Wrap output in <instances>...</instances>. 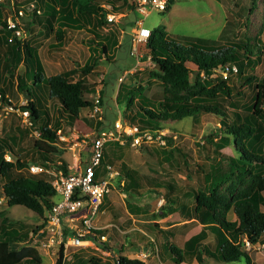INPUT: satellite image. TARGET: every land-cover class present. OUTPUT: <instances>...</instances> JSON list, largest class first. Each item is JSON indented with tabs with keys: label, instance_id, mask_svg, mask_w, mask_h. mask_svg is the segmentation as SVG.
Instances as JSON below:
<instances>
[{
	"label": "trees",
	"instance_id": "obj_1",
	"mask_svg": "<svg viewBox=\"0 0 264 264\" xmlns=\"http://www.w3.org/2000/svg\"><path fill=\"white\" fill-rule=\"evenodd\" d=\"M21 2L15 6V11H31L37 23L43 26V32L54 35L56 44L52 48L61 47L67 36L71 40L78 33L86 35L89 32L93 35L88 36L90 57L83 66L77 61L71 70L46 76L40 55L36 51L38 49L28 41L22 44L19 38H12L10 41L13 35V31L7 27L10 15L6 18L4 15L7 0H0V93L3 102H8L17 79V89L21 93L26 91L30 96L28 104L23 108L30 112L34 128L42 131V139L36 140L34 145V150L39 153L37 162L48 166L56 165L57 159L62 158L55 146L59 138L57 132L61 129L59 120L67 122L68 116L79 118L82 110H92L94 103L87 97L96 93L97 84L90 80L91 76L96 75L98 61L110 53V43L118 44L119 34L124 30L114 28L117 22H110L107 15L122 14L127 18L125 6L131 8L135 14L137 12L133 3L129 4L128 0ZM174 3L175 0H170L167 10ZM31 4L35 5L34 10L28 9ZM137 21L134 18L129 23L134 26ZM146 47V58L150 57L156 67L153 75L158 81L159 90L149 96L145 86L120 83L116 101L124 107V120L136 126L139 132L149 131L154 136L165 127L174 126L176 122L199 123L204 116L219 120L220 133L218 136L209 135L205 142L214 147L216 155L213 163L204 171L201 170L207 185L199 189L178 185L177 175L173 171L178 161L175 160L174 164L170 162L175 159L176 154L185 162L187 154L174 146L171 151H159L164 155L159 163H168L170 169L167 166L164 168L166 179L159 182L158 187L161 189L151 188L156 183L150 176L131 168L122 158L125 143L119 141L107 143L103 168L97 170V179L106 174L105 166L110 164L119 172L118 185L122 186L125 193L140 196L155 192L166 200V205L161 207L164 216L167 217L177 209L186 219H194L203 225V230L187 240L183 249L179 244L176 245L175 240L167 242L166 246L175 257V264L191 260L196 253L198 264H204L206 255L219 262L235 263L245 258L246 264H256L252 261L246 245L264 244V75L258 77L252 74L244 84L247 90H251L250 100L253 101L247 106L246 113L240 110V102L235 101L234 96L240 94L249 97L248 93H236L222 75L218 76L217 71L226 69L233 73V68L236 67V72L242 75L247 70H255L257 66L264 64V42L257 40L253 44L238 40L226 46L203 45L196 41L183 44L169 39L164 30L151 29ZM20 63L26 66V73L32 67L37 80L47 88L50 101L56 100V129L50 125L54 117L51 115L49 102L41 99L35 90L24 87L23 83L27 78L16 72ZM100 99L103 104L102 98ZM40 106L46 111L45 118ZM89 118L99 128L113 127L115 122H108L106 115L104 118L107 122L98 121L91 116ZM21 131L24 135L29 133L25 129ZM127 138L133 140L132 136ZM15 141L16 136L0 137V189L3 190L10 207L24 206L40 217L42 223L31 230L27 227L23 232L24 225H18L6 212L0 211V264H45L39 250L28 242V237L31 231L38 234L46 225L47 215L56 204L57 193L50 175L25 173L31 165L15 151ZM226 147H231L235 153L230 155L222 152L221 149ZM6 154L14 159L7 160ZM33 161L36 162L35 159ZM61 161L64 164L65 161ZM60 167L66 173L69 172L67 165ZM197 168L202 169V165L197 164ZM238 176H249L251 181L244 182L246 186L240 188L230 202L221 199L218 194L221 186ZM122 180L124 184H121ZM136 207L135 205L134 208ZM138 209L146 211L150 220L152 215L149 207ZM230 209L236 217L235 220L227 218L226 212ZM147 226L167 239L165 230L158 223ZM206 228H209V234L205 231ZM106 232L108 231L99 234L104 235ZM14 243L25 245L13 249ZM54 264H64L62 249ZM117 264L146 263L120 254Z\"/></svg>",
	"mask_w": 264,
	"mask_h": 264
},
{
	"label": "rangeland",
	"instance_id": "obj_2",
	"mask_svg": "<svg viewBox=\"0 0 264 264\" xmlns=\"http://www.w3.org/2000/svg\"><path fill=\"white\" fill-rule=\"evenodd\" d=\"M14 1L15 0H7L6 8L4 9L6 16L11 15L20 20L22 36L19 39L22 44L28 41L32 46L38 49L36 50L38 53L40 51V59L44 64L43 68L46 76L67 71L75 67L77 61L81 65L85 64L90 55L88 36H93L91 33L88 32L86 35L78 33L72 36L71 40H68L67 36L62 41L61 47L52 48L51 45L56 44L54 35L50 38L43 30L40 31L41 33L37 34L36 32L39 29V25L37 24L34 14H32L31 11H25L22 15H19L21 9L15 11L13 7ZM17 1L21 4L23 0ZM128 1L129 4L132 3V0ZM125 7V14H127L128 17L124 18L122 14L117 15V23L114 25V28L118 29L119 27L124 30L119 34L118 44L112 45V43H110V53L105 56L103 54L104 58L98 61V65L95 68L97 71L96 75L91 76L90 79L97 84L96 93H92L87 97L94 102L95 97L98 95L101 96L103 100L102 107L105 111L104 117L106 115L108 122L114 121L120 117L125 119L124 107L118 105L116 101L120 83H128L132 86H145L147 88V95L149 96L159 90L157 85L158 81L153 75V71L156 70L154 62L151 61L150 58H146L148 54L146 45L142 44L136 47V52L134 51L133 35L138 26L143 22L144 26L150 29L164 30L168 34L169 39L183 44L196 41L203 45L226 46L238 40H246L253 44L257 42V40L264 42V0H175L173 6L166 12L153 10L147 16L139 13L135 14L130 10L131 8L128 6ZM134 18H137L138 21L136 25L131 26L129 22ZM16 72L19 76H25V78H27V81L23 83L24 87L35 90L41 99L49 102L50 112L54 117L50 125L53 129H56V119L58 117L57 105L55 104L56 100L50 101L47 88L37 80L32 67H29V72L26 73V66L20 63ZM217 74L219 77L222 75L226 83L234 87L236 93L244 91L248 93L249 97L245 95L241 96L240 94L234 96V100H239L240 102V110L247 113V106L251 105L253 101L250 100L251 90H247L244 84L249 80L252 74L263 77L264 64L257 66L255 70H247L242 75L238 74L235 70L233 73H230L226 69H219ZM120 79H122V81ZM14 84L13 92L9 94L12 102L8 101L0 104V137L12 138L16 136L17 141H15L14 144L15 151L21 154V158L28 161L29 165H32L39 161V153L34 150V145L36 140L42 138L34 135L32 133L34 130H30V128L23 125L22 116H19L15 111H11V106H13V109L21 107L22 110H25L23 107L28 104V99L26 98L28 93L26 91L21 93V91L17 89V79ZM35 84H38V86H35ZM39 108L45 118V109L42 106ZM90 113L88 108L82 110L79 118L68 116L66 119L67 122L65 120H59V118L60 127L64 129L62 134L71 137L73 134L83 136V133H90L94 129L99 128L85 121L87 120L86 117H90ZM107 121L106 119L104 120V122ZM218 121L219 120L204 116L199 123L193 121L176 122L174 126H168L160 130V132L164 134L162 138L154 142L137 143L135 140H129L127 138L124 142L125 148L122 152V158L128 162L131 168L150 176L151 180L156 183L153 184L151 188H159V182L166 179L164 174L166 173L164 170L165 166L170 169L168 163H165V165L159 163L164 156L159 153V151H171L175 146L187 154L185 162L182 157L177 154L174 155L175 159L170 162L174 164L175 160L178 161L177 166L173 167V171L177 175L178 185L194 187L196 189L204 188L207 183L204 182L205 175L202 171H204L210 163H213V159L216 157L214 147L205 142L209 135L213 134L214 136H218L220 133V124H218ZM19 128L21 130H28L29 133L24 135ZM168 141H171V143ZM82 144L86 143H81V146L84 147L83 150H78L76 147L77 149L72 148L71 151L69 145L71 147L72 144H67L58 138L55 146L60 156L69 158L71 152L74 150H76V153L86 151V146ZM221 151L230 155L235 153L231 147H226L221 149ZM55 156H59V154H55ZM10 157L11 160L14 159L11 155ZM33 159H35L36 162L33 161ZM84 163L85 161L82 162V165ZM197 164L202 165V169L197 168ZM101 168H103V165ZM25 173L31 174L30 169L28 168ZM250 181L249 176H238V178L224 183L219 189L218 194L221 199H226L230 202L234 194L237 193L240 188L246 186L244 182ZM113 196L116 202L120 204L121 211L126 209L124 204H134L136 206L141 204L149 207L152 215L150 220L159 222V224L163 226L165 225L164 222L160 220L166 218L161 209L163 205H166V200L162 196H158L155 192L144 193L140 196L130 195L125 193L122 186H118L117 182L114 180L112 189L108 195V200L109 197ZM60 198L61 196L58 194L55 196L56 201ZM107 210L108 209L100 208L95 218V223L100 224L102 221H105L106 217L109 216ZM0 211L6 212L9 218L14 219L18 225H24L22 229L23 232L27 230V227L31 230L42 223V219L30 209L20 205L10 207L2 189H0ZM171 214L173 216L167 217L166 219L169 223H178L184 219L183 214L177 209ZM226 214L228 219H236L232 209L226 212ZM152 221L150 223H153ZM140 224L141 223H139V226ZM192 232H195V230ZM36 235L37 234L31 231L28 242L39 250L45 264H54L58 255L51 254L43 244L44 238ZM23 245L25 244L14 243L12 244V248L19 249ZM176 245L178 244L176 243ZM126 246L128 247L127 244ZM160 247L163 249L162 255L167 254L169 257H174L167 246L164 249L162 243H160ZM246 249L254 263L264 264V244L246 245ZM246 263L247 260L245 258L235 263L219 262L212 259V264Z\"/></svg>",
	"mask_w": 264,
	"mask_h": 264
},
{
	"label": "built area",
	"instance_id": "obj_3",
	"mask_svg": "<svg viewBox=\"0 0 264 264\" xmlns=\"http://www.w3.org/2000/svg\"><path fill=\"white\" fill-rule=\"evenodd\" d=\"M137 13L149 15L153 10L164 12L168 9L170 0H132ZM110 8V6H108ZM35 5L31 4L28 9L34 10ZM25 12L23 9L19 11V15ZM40 13V11H37ZM20 17V16H19ZM107 19L110 22L117 20V15L108 14ZM7 27L13 31L12 38H20L22 31L20 28V20L10 16L7 20ZM151 35V29L144 26V22L138 26L133 35L134 51L140 45H146ZM142 58V56H141ZM150 58V57H148ZM237 71V68H233ZM122 81V79H120ZM99 91V90H98ZM97 91V92H98ZM101 96L98 95L94 99V106L90 110V116L96 120L104 121V108L101 104ZM8 101L12 99L8 97ZM3 102L2 94L0 93V104ZM23 117V125L30 128L32 133L37 137H42V132L34 128L30 112L22 110L21 107H10ZM9 108V109H10ZM59 138L64 142H71L62 134V130H58ZM163 132L157 136L153 133L139 132L138 128L126 122L122 117L115 120L113 127H100L90 133L78 135L72 145H75L78 150L85 152L76 153L74 150L73 157L80 162L77 169L66 173L60 166L61 162L56 165L48 164H32L29 169L34 175L48 174L51 176L52 185L56 193L61 198L56 201L52 211L47 215V223L44 228L40 229L36 236L44 238L43 244L51 254L58 255L60 250L63 251V259L65 260L72 247L78 248L85 245L86 240L98 236L102 241H107L106 235L96 233L99 227L95 224V218L100 211L101 204L107 194L110 193L113 181L118 177L119 172L115 171L113 166L107 164L105 166L106 174L104 177L97 179V170L102 166L105 149L108 142L119 141L124 143L127 137H133L137 143L154 142L162 138ZM82 141V142H81ZM81 142V143H80ZM89 142V143H88ZM72 149V148H70ZM87 156L86 162L82 165V155ZM6 159L11 160L9 154H6ZM95 231V232H94Z\"/></svg>",
	"mask_w": 264,
	"mask_h": 264
},
{
	"label": "crops",
	"instance_id": "obj_4",
	"mask_svg": "<svg viewBox=\"0 0 264 264\" xmlns=\"http://www.w3.org/2000/svg\"><path fill=\"white\" fill-rule=\"evenodd\" d=\"M13 3V7L15 8V6L18 5V1L15 0ZM20 8L23 7L21 6ZM4 15L6 18V13ZM38 25L39 29L36 32L37 34L41 33L40 31L43 28L42 25ZM52 36L53 34L49 35L50 38ZM53 46L54 45L52 44L51 47ZM3 82L2 84L4 85ZM86 118L87 120H84L88 124L95 125V123L93 124L89 116ZM59 130H62V128ZM74 135L76 134H73L71 137L64 134V136L68 138L72 143L78 136L76 135L75 137H73ZM71 142L66 143L72 144ZM70 148L77 149L75 145H72L71 147L69 145V149ZM70 150L72 151V149ZM73 153L74 151L71 152L69 158H67L66 156H61V159H57V163H62L61 160L63 159L65 162L64 164L62 163V165H67V168L70 171H74L78 168L80 162L73 157ZM82 156L84 157V159L82 157V162H86L87 156L85 154H83ZM36 164L45 163L38 162ZM116 179L117 178H115V181L118 184V180ZM121 184H124L123 180L121 181ZM108 195L109 194L105 196L100 208L108 209L107 212H109V216H107L108 218L106 217L105 221H102V223H95L98 227H100V229L97 230L98 234L99 232L101 233L108 231L104 233V235H106L107 237V241H102L98 236H96L95 238L86 240L85 245L82 247H72L70 249L68 257L64 260V264H117V259L119 258L120 254L131 259L142 260L146 264H175L174 258L172 256L169 257L167 256V254L162 255L163 249L160 247V243H162V247H164L165 249V244H167L168 241L175 240L177 241L176 243L179 244V247L183 249V244L187 240L198 235L203 230L202 224L194 219H186L184 215L183 220L174 224H172V222L169 223L166 220L167 217L169 218L173 216L172 214L160 220L164 222V226L159 224V222H153L152 220H149L146 211L138 209V207H146L141 204H139L136 208H134V204H124L126 209L121 211L120 204L116 202L115 197H109L108 200ZM180 213L183 214L181 211ZM151 221L153 223H150ZM139 223H141L140 226ZM154 223H158L160 225V228L165 230L168 236L167 239L166 236L162 237V235H159L157 231H152V229L147 226L148 224L152 225ZM193 230H195V232H192ZM205 231H207L208 234L210 233L209 228H206ZM126 244L128 245V247L126 246ZM124 246L126 249L124 248ZM196 254L192 257L191 260H184L178 264H198ZM204 261V264H212V258H209L207 255L204 257Z\"/></svg>",
	"mask_w": 264,
	"mask_h": 264
},
{
	"label": "water",
	"instance_id": "obj_5",
	"mask_svg": "<svg viewBox=\"0 0 264 264\" xmlns=\"http://www.w3.org/2000/svg\"><path fill=\"white\" fill-rule=\"evenodd\" d=\"M26 96H27L26 98L29 100V99H30V96H29V94H27Z\"/></svg>",
	"mask_w": 264,
	"mask_h": 264
}]
</instances>
